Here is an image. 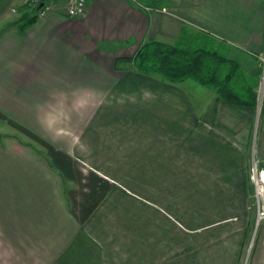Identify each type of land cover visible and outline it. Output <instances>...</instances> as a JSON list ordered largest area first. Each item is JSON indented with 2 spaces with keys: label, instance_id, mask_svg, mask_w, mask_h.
Returning <instances> with one entry per match:
<instances>
[{
  "label": "crops",
  "instance_id": "obj_1",
  "mask_svg": "<svg viewBox=\"0 0 264 264\" xmlns=\"http://www.w3.org/2000/svg\"><path fill=\"white\" fill-rule=\"evenodd\" d=\"M28 1L0 0V264H264V0H87L78 17L55 0L22 28ZM182 34L235 61L238 89L262 85L256 103L129 60Z\"/></svg>",
  "mask_w": 264,
  "mask_h": 264
},
{
  "label": "trees",
  "instance_id": "obj_2",
  "mask_svg": "<svg viewBox=\"0 0 264 264\" xmlns=\"http://www.w3.org/2000/svg\"><path fill=\"white\" fill-rule=\"evenodd\" d=\"M32 10L36 11L37 6ZM36 18V14L27 16L22 28ZM129 60L142 73L158 74L173 83L190 78L202 86L214 88L219 96L231 103L243 106L256 103L257 93L250 86L242 89L235 87V78L240 73L238 64L227 58L210 38L182 34L177 45L147 41Z\"/></svg>",
  "mask_w": 264,
  "mask_h": 264
},
{
  "label": "built area",
  "instance_id": "obj_3",
  "mask_svg": "<svg viewBox=\"0 0 264 264\" xmlns=\"http://www.w3.org/2000/svg\"><path fill=\"white\" fill-rule=\"evenodd\" d=\"M42 3L41 6L39 4ZM87 0H66L65 13L70 17H78L85 12ZM32 7L37 6V17H44L54 6L53 0H29ZM151 9V8H148ZM162 10H165L163 8ZM264 76V74H263ZM263 83V78L262 82ZM263 86H259L258 97L262 95ZM249 180L253 191L252 208L255 212V226L264 221V166H260L255 158L249 168Z\"/></svg>",
  "mask_w": 264,
  "mask_h": 264
},
{
  "label": "rangeland",
  "instance_id": "obj_4",
  "mask_svg": "<svg viewBox=\"0 0 264 264\" xmlns=\"http://www.w3.org/2000/svg\"><path fill=\"white\" fill-rule=\"evenodd\" d=\"M261 82H262V79H261ZM259 227H260V223L255 226V224L253 222L251 225V231H250L251 234H255V232L258 231ZM248 249H249V247H248ZM246 259H247V257H246ZM246 259L244 257V263H245Z\"/></svg>",
  "mask_w": 264,
  "mask_h": 264
},
{
  "label": "water",
  "instance_id": "obj_5",
  "mask_svg": "<svg viewBox=\"0 0 264 264\" xmlns=\"http://www.w3.org/2000/svg\"><path fill=\"white\" fill-rule=\"evenodd\" d=\"M41 5H42V3L39 4V6H41Z\"/></svg>",
  "mask_w": 264,
  "mask_h": 264
}]
</instances>
